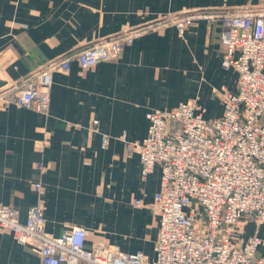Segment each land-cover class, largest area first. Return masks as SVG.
Returning <instances> with one entry per match:
<instances>
[{
  "label": "crops",
  "instance_id": "crops-1",
  "mask_svg": "<svg viewBox=\"0 0 264 264\" xmlns=\"http://www.w3.org/2000/svg\"><path fill=\"white\" fill-rule=\"evenodd\" d=\"M250 8H264V0H0V98L47 63L123 30L194 10ZM220 35L219 22L197 20L183 33L169 24L137 38L116 62L85 68L74 60L69 72L53 74L47 115L0 100V206L18 210L25 222L39 203L34 186L41 183L49 233L59 237L83 227L88 247L103 243L154 260L146 248L153 242L155 249L160 217L149 205L161 167L143 179L139 155L128 156L126 142L147 137V114L155 109L196 101L206 119L222 116L214 89L236 93L238 73L222 67ZM202 80L220 104L211 116ZM95 120L98 132L91 131ZM102 135L110 137L106 149ZM39 164L47 168L44 175ZM244 225L238 243L258 235L257 258L264 262V224ZM0 264L41 259L0 228Z\"/></svg>",
  "mask_w": 264,
  "mask_h": 264
},
{
  "label": "built area",
  "instance_id": "built-area-1",
  "mask_svg": "<svg viewBox=\"0 0 264 264\" xmlns=\"http://www.w3.org/2000/svg\"><path fill=\"white\" fill-rule=\"evenodd\" d=\"M197 20L221 24L222 67L238 73L237 92L214 89L223 107L214 120L205 118L196 101L155 109L147 114V137L126 142L128 156L139 155L143 179L161 167L160 188L149 205L160 217L155 259L103 243L88 247L83 227L59 237L49 233L43 185L37 183L39 203L26 221L18 210L0 206V228L18 244L32 246L41 264H264L257 258L259 236L239 244L233 229L246 218L256 227L264 224V8L194 10L123 30L47 63L0 100L47 115L55 72H69L74 60L85 68L116 62L146 32L172 24L183 33ZM98 125L93 121L91 131L98 132ZM109 143L102 135V148ZM46 147V141L39 143L41 152ZM39 170L46 173L43 164Z\"/></svg>",
  "mask_w": 264,
  "mask_h": 264
},
{
  "label": "rangeland",
  "instance_id": "rangeland-1",
  "mask_svg": "<svg viewBox=\"0 0 264 264\" xmlns=\"http://www.w3.org/2000/svg\"><path fill=\"white\" fill-rule=\"evenodd\" d=\"M224 70H232V69H224ZM201 75H202V77H204V73H201ZM201 89H202V92H205L204 95L206 96V98H207V96H209V98L211 100V101H208V103L210 104L209 109H208L209 116L213 115V113H215L216 110L217 111H220V109H221L220 108V104L217 102L216 99H214V97L212 96L211 88L208 89V87L206 85V82L204 80H202ZM11 95H12V93L10 94V97H11ZM43 141H46V140H43ZM46 143H47V141H46ZM38 147H39V144H38ZM46 171H47V168H46ZM248 221H250V220L248 218H246V219L241 220L239 223H237L233 227V229L235 230V234H237L238 236L245 235L246 234V229H245L246 226L244 224H246ZM121 224L124 225L126 228H129L130 230H133L134 229L133 223L131 221H129L127 223L125 220H123L121 222ZM154 252H155L154 243L152 242V243H150L147 246L146 253H147V255H150V257L152 259L154 257Z\"/></svg>",
  "mask_w": 264,
  "mask_h": 264
}]
</instances>
